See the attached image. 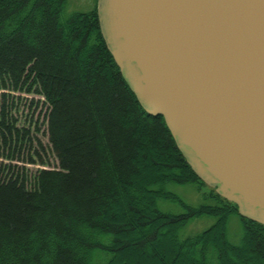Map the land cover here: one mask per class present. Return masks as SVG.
Listing matches in <instances>:
<instances>
[{"label":"trees","instance_id":"obj_1","mask_svg":"<svg viewBox=\"0 0 264 264\" xmlns=\"http://www.w3.org/2000/svg\"><path fill=\"white\" fill-rule=\"evenodd\" d=\"M67 1L0 0V264H264V224L213 187L214 203L199 206L167 188L205 182L124 78L97 6L65 13ZM15 92L44 97L57 168L25 165L49 164V153L20 124ZM202 216L215 222L182 237Z\"/></svg>","mask_w":264,"mask_h":264},{"label":"water","instance_id":"obj_2","mask_svg":"<svg viewBox=\"0 0 264 264\" xmlns=\"http://www.w3.org/2000/svg\"><path fill=\"white\" fill-rule=\"evenodd\" d=\"M102 35L205 183L264 224V0H97Z\"/></svg>","mask_w":264,"mask_h":264},{"label":"rangeland","instance_id":"obj_3","mask_svg":"<svg viewBox=\"0 0 264 264\" xmlns=\"http://www.w3.org/2000/svg\"><path fill=\"white\" fill-rule=\"evenodd\" d=\"M97 6V0H68L65 13H73L75 11H91ZM18 103V110L14 111L20 118L21 125L32 126L33 131L36 132L39 139L43 142L46 149H48L49 164L41 163H26L25 165L31 170L35 171L37 168H57L59 166L58 159L52 154L49 149V141L47 136V125L45 123L46 104L44 97L38 94L15 92ZM38 128V130H37ZM2 160L3 158L0 157ZM20 164H23L19 162ZM167 188L176 192L184 201L199 206L203 203H214L213 200L206 199L205 196L211 193V186L208 184L191 183V184H176L170 183ZM160 209L171 212L181 213L184 207L178 203L169 200H159ZM215 222L212 216H202L192 219L182 230L181 236L186 237L200 232ZM242 233V222L238 215H232L229 221L228 235L232 242L237 243L240 240Z\"/></svg>","mask_w":264,"mask_h":264}]
</instances>
